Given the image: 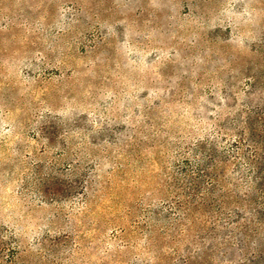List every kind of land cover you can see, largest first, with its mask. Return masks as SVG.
Masks as SVG:
<instances>
[{"label":"rangeland","instance_id":"obj_1","mask_svg":"<svg viewBox=\"0 0 264 264\" xmlns=\"http://www.w3.org/2000/svg\"><path fill=\"white\" fill-rule=\"evenodd\" d=\"M0 264H264V0H0Z\"/></svg>","mask_w":264,"mask_h":264}]
</instances>
